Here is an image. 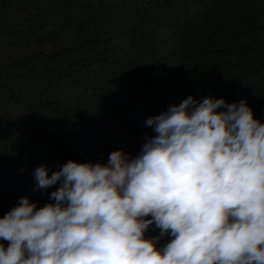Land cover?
Here are the masks:
<instances>
[{
  "label": "trees",
  "instance_id": "trees-1",
  "mask_svg": "<svg viewBox=\"0 0 264 264\" xmlns=\"http://www.w3.org/2000/svg\"><path fill=\"white\" fill-rule=\"evenodd\" d=\"M0 264H264V0H0Z\"/></svg>",
  "mask_w": 264,
  "mask_h": 264
}]
</instances>
